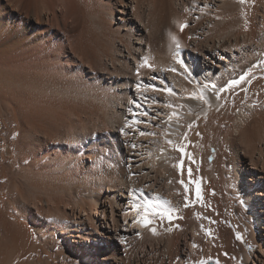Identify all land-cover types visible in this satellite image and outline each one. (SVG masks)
<instances>
[{
  "label": "bare ground",
  "instance_id": "6f19581e",
  "mask_svg": "<svg viewBox=\"0 0 264 264\" xmlns=\"http://www.w3.org/2000/svg\"><path fill=\"white\" fill-rule=\"evenodd\" d=\"M262 60L264 0H0V264L53 241L70 264H155L135 252L145 239L167 264L202 239L218 262L264 264ZM236 196L255 214L233 262L219 205Z\"/></svg>",
  "mask_w": 264,
  "mask_h": 264
},
{
  "label": "rangeland",
  "instance_id": "374dc122",
  "mask_svg": "<svg viewBox=\"0 0 264 264\" xmlns=\"http://www.w3.org/2000/svg\"><path fill=\"white\" fill-rule=\"evenodd\" d=\"M52 148H57L56 150L57 151L60 150L62 152V154L65 151H66L65 153L68 152V148L62 146L60 143H58V145L55 146V147L53 146ZM58 148H60V149H58ZM7 151H8V154H9L10 150H7ZM111 153L109 152V153L105 154V156H107V157L108 156H110V157L112 156L113 157L114 154L113 153L111 154ZM203 164H205L206 168H209V164L208 163H207L208 165H206V162H204ZM187 166H190L191 167L192 166V163L189 162L187 164ZM39 170H40L41 173L39 172ZM32 172H34L32 175H33V177L36 180H39V181H47L48 180V179H46V178H48V176L46 174L42 173V172H45L44 169L41 170V168H38V167L34 166L32 168ZM36 175H39V176H36ZM15 176L18 179V181H20V185H21V187L23 186L22 189L24 190L25 195H27V198L30 201L33 200V198L36 197V196L37 197L39 196L37 199H41V200H45V199L47 200L48 199V195H47L46 190L44 191V189L43 188H40V187H29L28 185H30V184L29 183L28 184L25 183V181L22 179V176L20 174H16ZM40 179H43V180H40ZM176 182H179V179H177ZM84 191H86V190L83 189V188L82 189L80 188V193H84ZM60 192L58 191L59 194H62L61 195V198H62L63 195H65V196H63V199L64 200H65V198H66V200L72 199V197H71L72 194H71L70 191L68 192L67 190H63L61 193ZM34 193H35V195H34ZM177 193H178L177 196L179 197L180 201L182 200V202H183L182 204H180V205H183L180 209L179 208H176L177 219H178V216L180 215V213H181V215H182V213L184 214L185 207L187 208V206H188V200H189V198L187 197L188 196V194H187L188 191L184 190L182 187H178V192ZM68 194H69L70 198H69ZM235 198H237V199H235ZM46 200L43 201L44 206H46ZM232 200L233 201H231V202H227V200H226L221 205H219V208H221V210H223L222 211V215H223V213L225 211H226L225 214H228L227 216L226 215H223L222 216V219L224 220V226L231 232V234H232L231 236H232L233 241L235 242V245H236V247L233 249V252L231 254L232 255L233 262H235V261H237L241 257V255H242V247L244 245L243 243H244V241L246 239H248V237H250V229H251L252 225L254 224V221H251L250 218H249V213H251V214H255V213H252V210L248 209L245 206L246 205L245 204L246 201H245L244 198L241 199L240 197L238 198V196H236V197H233ZM184 205H186V206H184ZM234 205H235V207H234ZM229 207L232 208V209H230ZM181 210H183V212H181ZM221 210H220V212H221ZM230 212H232V214ZM44 213L46 214L47 212H44ZM229 213L231 215H229ZM233 214H234V216H232ZM181 215L179 216L180 217V220L178 219L179 222L182 221L181 218L183 217V215L182 216ZM188 217L189 216H187L185 220H187V219L190 220V217L189 218ZM236 219L238 220L239 223H237ZM189 220H187L186 222H184V224L188 223ZM239 220H241V221H239ZM181 223H183V221ZM167 225H166V227L164 226V229H170L171 230L172 229V225H170V223L167 224ZM256 231H257V233L260 232V231L261 232H264L263 219H258L257 225H256V222H255V230H254V233ZM237 234H239V236H240L239 239L240 240L237 238ZM146 240H147V242H146ZM149 242H150V244H149ZM151 243H153V244H151ZM196 249H197V251H196L195 255H193V257H192L193 260L190 261L191 263L188 262L185 259L187 257V255L184 254L183 251H182L183 249L180 248L179 252L177 254L175 253L174 256L172 257L171 264H176V263H178V264H208L210 262H215L217 264H220V263L223 264V262H218V257H216L217 256L216 254L219 253V250H218V252L215 251L216 248L213 250L210 247V243L208 242V240L202 239L200 241V244L196 247ZM66 250H68V247L66 248ZM60 251L62 252L63 249L61 248L60 243H58V242H56V243L54 241L53 242H49L47 245L46 244L43 245V243H41L38 246H36V248L32 249V251H31L32 253L35 254L34 255L35 257L33 259L35 263L32 261L31 264L32 263L33 264H37L38 262H41L42 264H67V263L70 264L69 260L65 256V252H62V254H60L61 253ZM136 251H139V253H138L139 256L140 257L142 256V258L144 259L143 261H145V262H148L150 260V262H155V264H165V263L167 264V262H166V260H167V254H168L167 248L165 249V247L163 245H160V246L157 245L156 246L155 242L152 241V240L150 241L149 239H145V242H144V240H142L140 243L138 242L137 245L135 246V252ZM145 252L148 253V254H146ZM38 253L40 255H38ZM42 255L43 256L45 255V257L43 258ZM61 255H63V259L60 257ZM181 255H183V256H181ZM184 255H185V257H184ZM145 256H146V258H145ZM181 258H182V260H181ZM179 260H181V262ZM46 262H48V263H46ZM186 262H188V263H186Z\"/></svg>",
  "mask_w": 264,
  "mask_h": 264
},
{
  "label": "snow or ice",
  "instance_id": "6c2138e0",
  "mask_svg": "<svg viewBox=\"0 0 264 264\" xmlns=\"http://www.w3.org/2000/svg\"><path fill=\"white\" fill-rule=\"evenodd\" d=\"M240 2H241V3H244L245 0H240ZM184 26H186V25H182L181 27L183 28ZM177 46H179V45L177 44ZM145 63H147L146 60H145ZM258 63H259V64H264V60L259 61ZM148 66L151 67V65H148ZM249 72H251V69H249ZM247 75H248V73H245L244 75H242V76L240 77L239 80H230V81H229L224 87H222V88L216 89V86H215L214 84L212 85V87H213V89L216 91L217 96H219V93H220V92H224V91H226V90H228V89H232L234 86L240 84L242 81H244V79H245V77H246ZM248 82L250 83L251 81L249 80ZM201 98H202V97H201ZM121 131H123V129H121ZM169 143H172V142L169 141ZM179 150H180L181 152L184 151L183 148H180ZM182 163H183V162L181 161V164H182ZM188 172H189V176H191V168L188 169ZM181 183H183V181H181ZM185 187L187 188V185H185ZM197 187L199 188V186H197ZM197 195L199 196V190L197 191ZM165 203H168V202L165 201ZM157 214L160 215L161 218H163L165 215H168V218H169V219H172L171 215L168 214V213H163V212H159V211H158ZM148 217H149V211H148V209H145V210H144V214H143L142 216L138 217V219H139V221H140L141 223L147 225V224H149V223L152 222L151 220H149ZM152 231L155 233L156 229L153 228ZM237 238H238V239L240 238L239 234H237ZM194 247H195V245H194Z\"/></svg>",
  "mask_w": 264,
  "mask_h": 264
},
{
  "label": "water",
  "instance_id": "95a60500",
  "mask_svg": "<svg viewBox=\"0 0 264 264\" xmlns=\"http://www.w3.org/2000/svg\"><path fill=\"white\" fill-rule=\"evenodd\" d=\"M208 264H217V263H215V262H210V263H208Z\"/></svg>",
  "mask_w": 264,
  "mask_h": 264
}]
</instances>
